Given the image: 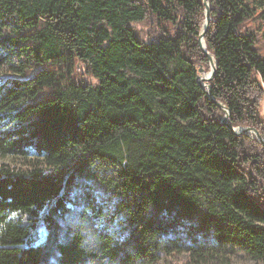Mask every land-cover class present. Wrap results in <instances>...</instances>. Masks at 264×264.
I'll return each mask as SVG.
<instances>
[{
  "label": "trees",
  "instance_id": "obj_1",
  "mask_svg": "<svg viewBox=\"0 0 264 264\" xmlns=\"http://www.w3.org/2000/svg\"><path fill=\"white\" fill-rule=\"evenodd\" d=\"M205 7L0 0V264H165L176 251L195 264H232L238 251L264 264V143L230 129L198 82L210 67ZM209 9L213 97L233 126L264 135V0ZM97 159L113 167L124 224L88 248L60 228L75 175ZM172 213L216 241L172 239L161 220Z\"/></svg>",
  "mask_w": 264,
  "mask_h": 264
},
{
  "label": "rangeland",
  "instance_id": "obj_2",
  "mask_svg": "<svg viewBox=\"0 0 264 264\" xmlns=\"http://www.w3.org/2000/svg\"><path fill=\"white\" fill-rule=\"evenodd\" d=\"M204 24L205 20L203 25ZM203 30L204 28H202L201 33ZM205 47L208 50L207 45H205ZM208 51L210 52V50ZM212 55L214 56V54ZM209 66V69L205 68L202 74L206 75L211 71L210 62ZM87 76L91 80L94 78L91 74H88ZM210 80H208V82ZM261 114L263 115L264 112H261ZM247 127L257 129L254 126ZM257 130L264 138V135L260 132V130ZM253 134L256 136L258 141L264 143L260 140L256 133L251 132L250 135ZM5 160L11 162L12 159L8 157ZM113 174V167L108 162L97 159L95 162L87 164L84 171L75 175L72 187L69 190V196L71 199L67 201L68 209L64 212V216L61 221L60 234L63 238H69L75 232H81L84 236L85 245L88 248H94L97 245L98 235L101 230H110L115 233L121 230L123 227L122 224H124L123 219L121 220L120 215L115 214L119 198L117 195H114L108 183V180L112 178ZM207 202L210 201H204L202 206L203 210L207 209ZM105 218L107 220V226H103ZM177 218L175 217V213H172L169 216L167 214L161 216V220H163V222L170 227L171 231L169 234L172 239L178 237L183 239L186 243L193 244L198 243L199 241L207 243L216 241L212 231H200V229H203L198 228L199 220L197 218L193 220H185L179 217ZM175 219L177 221H174ZM110 220L113 221L110 222ZM169 258L170 261L165 264H195L190 261V257L188 255L181 253V251L172 252V254L169 255ZM225 259L230 261L232 264H262L258 260L250 258L243 251L228 253ZM96 263L97 262L87 261L84 264ZM207 264H218V262L215 259H211Z\"/></svg>",
  "mask_w": 264,
  "mask_h": 264
},
{
  "label": "water",
  "instance_id": "obj_3",
  "mask_svg": "<svg viewBox=\"0 0 264 264\" xmlns=\"http://www.w3.org/2000/svg\"><path fill=\"white\" fill-rule=\"evenodd\" d=\"M204 3L206 5L205 10H206V19H205V27L202 33H200L199 36V43L202 47V49L204 50V52L208 55L209 57V62L211 65V71L208 72L206 75L202 74V72L204 71L203 67L199 68V73L197 75V79L198 82L205 88L208 96L217 104L219 105L221 108L224 109L225 111V115L222 119V121L230 128L232 129L235 133H245V132H254L256 133V135L260 138V140L262 142H264V138L259 134L258 130L253 128V127H242V126H233L231 124V119H230V109L223 104L221 101L214 99L213 94H212V86L210 85V83L208 82V80H210L211 78L214 77V74L216 73V69H217V62L216 59L214 58V56L206 49L205 47V39H204V34L206 29L209 26L210 23V9H209V0H204Z\"/></svg>",
  "mask_w": 264,
  "mask_h": 264
},
{
  "label": "bare ground",
  "instance_id": "obj_4",
  "mask_svg": "<svg viewBox=\"0 0 264 264\" xmlns=\"http://www.w3.org/2000/svg\"><path fill=\"white\" fill-rule=\"evenodd\" d=\"M205 45H206V42H205Z\"/></svg>",
  "mask_w": 264,
  "mask_h": 264
}]
</instances>
